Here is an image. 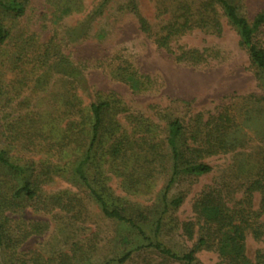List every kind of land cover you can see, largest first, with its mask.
<instances>
[{
  "label": "rangeland",
  "instance_id": "rangeland-1",
  "mask_svg": "<svg viewBox=\"0 0 264 264\" xmlns=\"http://www.w3.org/2000/svg\"><path fill=\"white\" fill-rule=\"evenodd\" d=\"M20 1L26 6L22 17L14 18L0 10V22L10 31L0 61L9 58L6 53L10 55L16 40L32 38L41 44L54 38L74 65L81 64L85 68L83 80L77 85L84 106L115 94L128 113L145 116L156 125L157 140L165 137L167 123L173 118L187 126H198L195 121L199 116L202 127L207 119L226 113L235 123L236 131L232 134L237 136L238 145L235 143L227 153L206 157L204 162L212 168L208 174L182 176L168 191L169 199L182 196L183 203L178 210L170 209L164 216L165 225L158 239L176 254L187 253L193 240L184 235L182 225L196 224L192 210L196 198L202 190L213 187L220 190L231 205L241 200L250 179L247 170L259 160L264 148V85L251 65L247 50L241 46L236 30L217 8L221 33L194 29L174 34L166 49L158 47V42L168 33L176 6H195L204 0H108L102 7L104 0H82L80 10L66 16L61 12L62 6L57 5L59 0ZM236 5L249 22L264 10V0H237ZM137 16L146 21L145 29L140 27ZM255 40L263 45L264 28L257 32ZM188 50L198 52L200 63L191 64L185 59L176 62V57ZM119 65L146 76L148 90L134 93L128 85L114 80L111 73ZM17 76L15 72L0 69V125L8 116L28 110L51 118L57 113L60 97L73 92L69 81L59 75H52L42 87L35 86L34 77L28 78L27 86L22 89L14 84ZM118 119L127 136H132L131 124L124 113ZM199 131L204 136L202 128ZM13 153L25 161L55 163L54 153L43 147L28 151L19 144ZM101 167L104 172L102 191L114 204L132 216L139 212L147 216L158 210L168 171L150 166L149 186L142 191L144 182L126 186L115 175L116 169L111 164L102 162ZM96 173L98 170L92 168L90 176ZM43 191L46 194L70 191L80 198L81 213L72 216L57 209L28 208L21 220L14 216L17 221L10 222L9 237L16 247L0 250V264L5 260L11 261L7 264H183L166 259L153 249H137L140 238L135 231L104 217L86 192L70 183L67 177L53 178L44 185ZM261 199L260 194L254 195V209L260 207ZM263 220L264 213L260 218ZM31 224H44L46 229L21 242L23 229ZM145 224H148L145 226L148 236L153 237L151 222ZM197 234L195 231L194 237ZM127 254L129 257L121 262ZM261 254H264V244L247 231L248 264H257V256ZM227 261L215 248L196 254V264H231Z\"/></svg>",
  "mask_w": 264,
  "mask_h": 264
},
{
  "label": "trees",
  "instance_id": "trees-1",
  "mask_svg": "<svg viewBox=\"0 0 264 264\" xmlns=\"http://www.w3.org/2000/svg\"><path fill=\"white\" fill-rule=\"evenodd\" d=\"M82 0H59L63 16L80 10ZM108 0H104L102 7ZM27 3V0L25 1ZM237 0H204L195 6L177 5L167 27L168 33L158 42V47L169 49V39L174 34H183L194 29H206L221 33L222 24L217 8L222 11L227 23L232 26L241 46L249 55L251 65L264 85V43L256 42L257 32L264 28V10H261L249 22L236 5ZM25 3L20 0H0V10L18 18L25 14ZM136 9V8H134ZM100 11V10H98ZM136 11V10H135ZM137 12V11H136ZM140 27L145 29L146 21L137 16ZM10 31L0 22V54L4 53L5 41ZM6 60L0 61V69L15 72L18 88L27 86L28 78L34 77L36 87L45 86L52 75L68 80L73 92L65 93L59 100L57 113L51 118L44 114L28 110L24 114L8 116L0 125V250L15 248V241L9 237L10 222L22 219L26 209L42 211L57 209L72 216L81 213V200L70 191L46 194L44 185L53 178L67 177L70 183L84 190L104 217L126 225L140 238L137 249H153L160 256L183 264H196V254L202 250L217 249L231 264H248L246 252V233L250 231L255 240L264 244V148L261 157L247 170L249 183L244 196L234 204H229L217 188L207 187L193 203L194 222L183 223V233L193 240L187 253H174L159 239L164 228V216L170 209L178 210L183 203L182 196L169 199L168 191L182 176H202L211 172V166L204 162L206 157L227 153L238 145L233 127L235 123L226 113L199 126H187L178 118L167 123L165 137L156 139V125L145 116L128 113L125 104L115 95L100 98L84 106L78 95L79 81L83 80L84 66L74 65L65 56L54 38L39 43L32 38L16 40ZM173 54V53H172ZM190 61L198 64L200 55L188 50L176 57V62ZM118 66L111 77L130 87L134 93L148 90V79L132 69ZM7 104H10L9 101ZM131 124V135L127 136L118 119L120 114ZM126 113V114H125ZM121 127V130H120ZM200 128L205 132L202 136ZM23 144L28 151L45 148L54 153V162L23 160L13 153L16 145ZM165 151V152H164ZM102 162L116 169L126 186L143 184L144 191L150 166H158L168 171L167 184L160 196L158 210L147 216L129 215L119 205L114 204L104 194ZM167 164V166H166ZM168 167V168H167ZM92 168L98 174L90 176ZM245 166L242 165V170ZM146 182V183H145ZM261 195V205L253 208L254 195ZM150 213V212H149ZM137 219V220H136ZM147 222H151L152 236L146 232ZM198 225V230L195 226ZM43 224H31L24 228L21 242L31 235L44 232ZM195 231L197 236L194 237ZM19 241V240H17ZM13 243V245H11ZM17 244V243H16ZM129 254L121 258L126 260ZM11 261H6L7 264ZM152 264V263H149ZM155 264V263H154ZM158 264V263H156ZM161 264V263H159ZM257 264H264V254L257 256Z\"/></svg>",
  "mask_w": 264,
  "mask_h": 264
}]
</instances>
